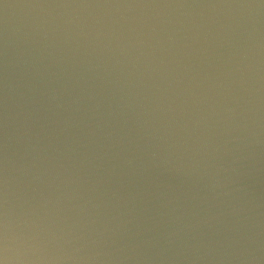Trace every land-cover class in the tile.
<instances>
[{
    "label": "water",
    "instance_id": "95a60500",
    "mask_svg": "<svg viewBox=\"0 0 264 264\" xmlns=\"http://www.w3.org/2000/svg\"><path fill=\"white\" fill-rule=\"evenodd\" d=\"M0 264H264V0H0Z\"/></svg>",
    "mask_w": 264,
    "mask_h": 264
}]
</instances>
